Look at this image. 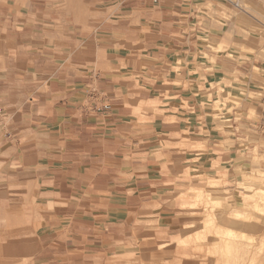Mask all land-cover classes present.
Segmentation results:
<instances>
[{
	"label": "crops",
	"instance_id": "obj_1",
	"mask_svg": "<svg viewBox=\"0 0 264 264\" xmlns=\"http://www.w3.org/2000/svg\"><path fill=\"white\" fill-rule=\"evenodd\" d=\"M3 1L8 0H0L1 209L8 207L9 193L17 188L24 194L29 181L49 214L56 210L44 224L43 250L35 255L40 264H131L140 256L133 236L148 247L153 239L144 234L152 231L170 247L185 217H175L169 211L177 206L161 201L171 192L173 176L159 170L153 154L161 134L187 125L179 119L137 123L131 96L137 94L149 112L150 101L161 100L167 114L190 97V129L202 127L207 145L233 167L235 150L217 146L211 121H199L201 89L217 82L214 73L223 68L205 78L190 74L209 48L198 43L196 29H185L178 10L154 9L147 0L119 2L94 27V35L115 32L128 46L100 39L78 45L70 32L63 38L53 23V0L13 7ZM80 53L84 58L76 57ZM141 69L136 80L129 79ZM65 177L71 184L62 186ZM10 178L18 185L11 186Z\"/></svg>",
	"mask_w": 264,
	"mask_h": 264
},
{
	"label": "rangeland",
	"instance_id": "obj_2",
	"mask_svg": "<svg viewBox=\"0 0 264 264\" xmlns=\"http://www.w3.org/2000/svg\"><path fill=\"white\" fill-rule=\"evenodd\" d=\"M24 1L3 3L13 7ZM132 1L53 0V23L63 38L72 33L78 45L100 39L128 46L115 32L94 35V27L112 15L119 2ZM147 4L178 10L185 29H196L198 43L209 48L189 68L190 74L205 78L223 68L214 73L219 75L217 82L201 89L199 108L204 115H199V121L203 125L205 118L210 120L219 135L217 146H224L225 152L235 150L237 157L228 167L230 160L207 145L209 135L203 128L190 129V97H183L181 108L173 106L167 114L163 101H150L149 112L137 94L131 96L137 123L179 119L187 125L184 130L161 134L153 154V159H160L159 170L173 176L171 192L160 199L174 203L177 208L169 212L185 220L170 247L156 231L144 234L153 239L148 247L133 236L140 256L131 264H264V0H147ZM76 57L84 58L82 53ZM179 70V65L173 67L176 74ZM142 71L131 72L129 79L136 80ZM243 119L250 121L248 127L241 125ZM67 184L71 183L65 177L61 185ZM80 184L77 178L76 185ZM10 185L18 183L10 178ZM16 189L4 200L8 207L1 209L0 204V264H40L35 255L43 250L44 224L57 213L53 209V215L49 214L32 182H26L24 194Z\"/></svg>",
	"mask_w": 264,
	"mask_h": 264
},
{
	"label": "bare ground",
	"instance_id": "obj_3",
	"mask_svg": "<svg viewBox=\"0 0 264 264\" xmlns=\"http://www.w3.org/2000/svg\"><path fill=\"white\" fill-rule=\"evenodd\" d=\"M261 6V5H260ZM259 7V6H258ZM262 218V217H261ZM233 231V230H232ZM238 233V232H237Z\"/></svg>",
	"mask_w": 264,
	"mask_h": 264
}]
</instances>
